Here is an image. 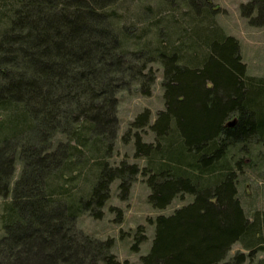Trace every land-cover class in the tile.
<instances>
[{"label": "trees", "instance_id": "obj_1", "mask_svg": "<svg viewBox=\"0 0 264 264\" xmlns=\"http://www.w3.org/2000/svg\"><path fill=\"white\" fill-rule=\"evenodd\" d=\"M155 1L189 16L186 40L173 42L161 26L131 31L129 13L143 0H0V197L11 198L0 264H114L113 241L84 234L77 219H101L110 186L118 181L124 200L138 175L154 209L192 197L150 221L141 264H244L264 251V216L249 219L238 198L237 155L264 147V77L247 74L237 39L212 24L218 11L208 0ZM240 10L250 26L264 27V0ZM155 66L164 110L153 123L143 110L122 137H132L133 156L148 165L109 166L117 95L134 85L148 95ZM144 128L153 142L143 141ZM87 152L101 154L87 192L56 185L82 175ZM145 240L139 226L131 251ZM237 243L248 253L228 259Z\"/></svg>", "mask_w": 264, "mask_h": 264}, {"label": "rangeland", "instance_id": "obj_2", "mask_svg": "<svg viewBox=\"0 0 264 264\" xmlns=\"http://www.w3.org/2000/svg\"><path fill=\"white\" fill-rule=\"evenodd\" d=\"M211 9H216L213 15L212 24L222 33L232 36L239 43L240 55L243 63L247 67L249 76L264 77V27L250 26L247 18L241 14L240 6L249 0H208ZM149 4L147 10L144 5ZM132 9L129 18L134 23L130 28L134 33L142 32L145 28L156 29L161 26V32L170 36L173 42L186 40V32L189 31V16L179 12V10L169 9L167 6L157 5L155 0H143L137 9ZM259 16L257 11L251 13L252 18ZM261 20V19H260ZM131 22V24H132ZM159 23V24H158ZM259 23V22H258ZM256 23V24H258ZM195 26V24H194ZM150 36L154 32H149ZM136 35V34H135ZM158 69V70H157ZM156 71V80L150 88L148 95H144L138 90V85H134L127 90L121 91L118 95L117 106V136L113 144V150L105 157V162L109 166H118L120 162L135 164L140 169L147 167L148 161L145 158L133 156V139L128 136L122 139L127 130L128 124L134 117L143 110H148L153 123L156 114L164 110L163 92L161 88L162 69L153 67ZM143 141L153 142V135L149 128H144L139 132ZM248 154L238 153V157H243V169L238 176V198L241 206L249 219L254 216H264V147L253 146ZM101 156V154H100ZM98 153L85 154L87 161L81 176H76V181H69L70 178L59 181L56 185H74L69 189L77 193H86L95 178V160ZM20 167L13 175L11 187L18 179ZM72 174L71 170L66 171ZM76 183L78 185H76ZM118 181L110 186L109 200L102 209L101 219H95L89 214H83L77 219V229L84 234L100 241L111 239L113 247L110 251L114 257V264H141L140 257L147 254L154 234L152 220L160 215H170L176 209L188 204L192 197L188 195L174 199L165 209H154L147 202L149 190L143 183L141 175L136 177L126 199L121 200L117 189ZM10 196L6 199L0 197V239L4 235L2 216L5 207L10 202ZM143 227L146 240L139 246L138 252L131 251L134 243V233L136 228ZM237 253L248 252L241 244L231 247L227 258L230 259ZM244 264H259L264 259L263 250H255ZM98 264H104L102 262Z\"/></svg>", "mask_w": 264, "mask_h": 264}]
</instances>
